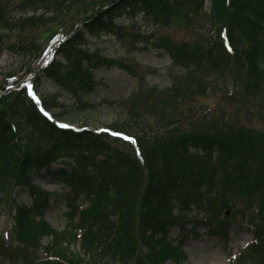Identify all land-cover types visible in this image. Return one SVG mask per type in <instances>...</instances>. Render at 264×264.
Returning a JSON list of instances; mask_svg holds the SVG:
<instances>
[{"label":"trees","instance_id":"16d2710c","mask_svg":"<svg viewBox=\"0 0 264 264\" xmlns=\"http://www.w3.org/2000/svg\"><path fill=\"white\" fill-rule=\"evenodd\" d=\"M19 1L16 4L19 8H27L37 2L29 0L27 4L28 0ZM71 1L74 0H62L58 5ZM128 1L94 0L88 5L82 2L77 17L84 18L62 25L66 33L56 51L59 57L40 72L59 84L67 76L80 83V92H92L96 85L93 69L105 64L122 65L99 52L83 48L86 34L92 35L113 26L115 12ZM204 1L142 0L144 8L141 10L160 26L169 24L173 16L196 14ZM208 1L210 13L216 18L221 16V21L227 19L232 26H241L242 30L238 32L242 31L248 43L246 49L240 51L234 48L230 53L222 41L205 51L186 44L179 46L164 38L157 42V46L175 64L190 70L188 75L203 72L204 77L200 81L198 79L199 84L205 78L218 76L211 55L219 52L220 57L214 62L225 65L224 69L235 67L237 70L239 66L245 80L242 82L243 99L251 97L257 88H264V0ZM257 1V8H252L250 4ZM51 2L57 4L56 0H45L37 6L52 7L49 5ZM5 7L9 6L1 5L0 16ZM90 10L92 13L89 15ZM226 11L231 15L229 19L223 14ZM63 18L66 17L60 20ZM19 19L24 24L34 20V17ZM0 22L19 26L15 17H0ZM78 24L83 27L75 28ZM3 30L6 29L0 28V34L5 33ZM235 32L230 30L228 35L231 47L235 43ZM231 55L235 58L232 59ZM72 61L76 62L73 72L62 75L63 63ZM211 70L214 72L209 74ZM0 89L5 90L3 86ZM42 95V106L48 110L47 95L43 92ZM154 110L155 105L150 102L129 112L150 116V120L157 123L159 113H153ZM55 117L63 119L59 115ZM175 124L171 121L157 123L149 132L134 125L141 135H135L134 145L127 144L133 151H124L107 141L112 138L105 132H76L58 127L23 91L2 95L0 203L11 206L14 219L12 233L19 242L47 254L44 258L26 263L178 264L186 256L182 250L183 242L170 240L168 232L178 225L185 229L179 220L187 214L192 216L202 211L216 214L220 207L221 210L236 209L244 204L258 211L257 220L251 215L249 227L252 241L231 264H264V166L261 163L264 162V135L252 134L244 128L226 132L217 130L211 135H158L160 130ZM56 164L59 168L53 171ZM205 165L208 169L203 167ZM43 171L54 174L69 191L49 193L44 190L36 181ZM17 187L27 190V202L17 201L14 195ZM52 205L65 208L62 213L64 225L58 229L52 228L43 217L44 211ZM174 210L177 212L174 213ZM213 222L210 226L206 225L211 234L228 243L229 226L222 221ZM196 227L199 225L192 229L196 230ZM42 238L48 239L45 246L41 245ZM3 250L0 249V253ZM14 253L16 251L3 254L11 264H23L18 261V254Z\"/></svg>","mask_w":264,"mask_h":264},{"label":"rangeland","instance_id":"374dc122","mask_svg":"<svg viewBox=\"0 0 264 264\" xmlns=\"http://www.w3.org/2000/svg\"><path fill=\"white\" fill-rule=\"evenodd\" d=\"M41 1L45 0H35V5L19 8L16 6L20 3L19 0H0V7L9 6L7 9L5 7V10L2 9L1 19L15 17L16 22H19V26L15 23L0 22V28L6 29L3 30L5 33L0 34V86L5 90L7 86H12V91L16 92V89L33 83L35 88L39 86L36 90L40 95L42 92L47 95L45 98L50 111L54 115L62 116L64 123L74 128L86 127L97 132L103 129L117 130L135 136L141 134L134 125L149 132L157 123L171 121L176 124L166 130H160L159 136H166L168 133L211 135L217 130L226 132L233 128H244L252 134L264 135V88H257L252 93L253 96L243 99L242 82L245 80L239 66L237 70L235 67L224 69L225 65L215 63L220 53L214 52L211 55L212 60L208 59L216 65L218 76L205 78L203 83L199 84L198 79L200 81L204 77L203 72L188 75L190 70L175 64L170 56L157 46V42L164 38L165 41L179 46L186 44L207 51L213 44L223 40L225 42L232 30L236 31L235 43L229 52L232 53L234 48L240 51L246 49L248 43L244 40L242 31L238 32L242 30L241 26L234 27L227 19L221 21V16L216 18L210 13L208 0L204 1L196 14L176 15L170 19L169 24L160 26L141 10L144 8L142 0H129L123 4L124 6L115 12L113 26L92 35L86 34L83 48L89 52H99L122 65L105 64L93 69L96 85L94 90L87 94L80 92L82 87L79 82L67 76L63 77L62 84L47 79L40 72L39 56L42 54L48 58L54 55L51 47L57 41L55 37L61 36L58 33H66L62 30V25H70L76 19H83V16L77 17L82 2L88 5L94 0H74L63 5H58L62 0H56V5L51 2L49 5L52 7L43 8L37 6ZM28 2L29 0L26 3ZM258 4L259 1L250 5L257 8ZM91 13L92 10L89 15ZM223 14L225 18L231 17L229 11ZM63 16L66 18L60 20ZM22 17H34V20L21 24L19 18ZM78 26L79 29L83 27L81 24ZM10 28L12 30H8ZM231 58L235 56L231 55ZM75 64L74 61L64 62L62 75L72 73ZM212 72L214 70L209 74ZM16 73L11 79L10 76ZM81 99L89 103L82 102ZM150 102L155 105L153 113H159L157 123L150 120V116L129 112L130 109ZM107 141L124 151H133L121 141ZM253 149L256 151L255 147ZM261 163L264 166V162ZM203 167L208 169V165ZM57 169L58 166L54 165L53 171ZM36 181L48 192L69 191V188H64L61 180L50 172L43 171ZM15 198L18 202H27V191L18 187L15 189ZM10 208L7 203H0V249H5V254L16 251L18 261L23 264L46 257L47 254L42 250H34L20 243L14 236V219ZM63 210L60 205H52L44 211L43 217L52 228L57 229L64 224ZM176 212L177 210H174V213ZM216 214H206L203 211L192 216L187 214L179 220L185 229L180 230L179 225L170 229L168 238L174 242L182 241V250L186 255L178 264H231L247 248L253 238L249 219L253 215L256 221L258 211L240 204L236 209L221 210L220 207ZM213 221H222L229 226L228 243L220 242L218 236L211 235L209 226ZM197 225L198 231L193 232V226ZM47 242V238H42L41 245L45 246ZM3 253H0V264H11Z\"/></svg>","mask_w":264,"mask_h":264}]
</instances>
